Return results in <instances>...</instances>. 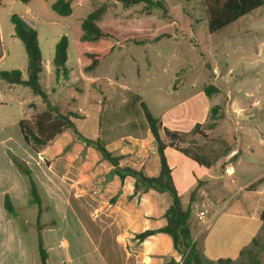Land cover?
Segmentation results:
<instances>
[{
    "label": "crops",
    "instance_id": "0c3cea01",
    "mask_svg": "<svg viewBox=\"0 0 264 264\" xmlns=\"http://www.w3.org/2000/svg\"><path fill=\"white\" fill-rule=\"evenodd\" d=\"M55 1L31 0L28 4H22L26 13H33V6L45 12ZM16 2L21 0H0V13L8 4ZM17 15L27 20L23 14ZM8 38H16L14 31ZM5 39L0 17L1 46H4ZM5 56L3 51L0 63ZM71 76L72 72L67 83L58 81L60 85L52 88L51 98L60 96L61 89L72 84ZM176 78L174 76L173 80ZM82 79L91 84L98 82L92 74L83 72ZM109 86L120 89L121 93L129 92L127 86L121 83L110 81ZM173 86L167 92L168 96L178 94L185 88L183 83L177 88ZM156 92L160 93L161 90ZM156 95L154 103L158 111L155 112L148 103L150 110L160 120L163 130L178 133L183 138L175 146L167 148L166 153L182 205L184 208L191 207L193 212V238L202 247L204 256L211 261L237 259L263 226L264 135L260 139L262 149L256 151L252 145L246 144V151L252 156L257 155L256 159L250 161L249 168L258 165L260 169L256 170L255 176L242 178L240 162L234 166L233 161L242 154L243 144L238 140L230 148L221 134L216 135L221 120L214 129L203 128L211 109L207 101L199 100L193 94L175 108H168L164 106L166 100ZM60 101L56 98L53 100L64 110L82 115V118L75 119L79 131L91 139L100 140L111 153L121 157L122 167L141 171L147 177L159 175L161 163L158 145L143 115L128 113L126 107L124 118H114L110 111L112 100L104 96L93 99L95 108L71 109ZM71 101L76 103V98ZM197 109L201 114H195L194 110ZM91 111L94 117H90ZM90 122H93L91 127ZM162 137L168 140L164 133ZM220 140L223 147L213 149L212 143ZM179 148L197 151L214 165H200ZM31 158L26 165L31 170L42 200V211L39 216L38 209L37 215L41 230L37 229V224L26 227L29 221L20 225L19 208L15 206L16 217L10 216L3 208V199L0 206V264H41L39 236L48 255L47 264H182V255L176 251L168 234L157 232L144 240L138 238L146 231H160L166 227V212L172 204L168 193L149 190L140 197H133L135 180L127 177L121 181L118 176L112 175V164L94 148L76 141L70 131L60 134L41 152H33ZM229 165L233 170L231 176L225 173ZM14 168L17 167L14 165ZM16 170L21 174L18 168ZM246 170L248 173L249 169ZM238 174L239 180L234 178ZM19 176L6 192H2V196L8 193L14 205H33L30 187L23 174Z\"/></svg>",
    "mask_w": 264,
    "mask_h": 264
},
{
    "label": "rangeland",
    "instance_id": "374dc122",
    "mask_svg": "<svg viewBox=\"0 0 264 264\" xmlns=\"http://www.w3.org/2000/svg\"><path fill=\"white\" fill-rule=\"evenodd\" d=\"M105 1H111V4L103 23L109 24L119 38L125 39L137 30L142 35L145 32L164 37L157 42L142 45L112 40L114 51L92 73L98 82L91 84L82 79L81 63L71 37V29L80 26L92 9ZM163 1L164 10L149 8L144 4L126 8L115 0H74L70 17L59 16L51 8L41 12L35 6L32 7L33 13H26L22 2L10 3L0 13L6 38L4 46L0 44V56L3 51L6 53L0 63V72L21 70L23 77L27 78L25 47L18 38H8L14 31L11 23L13 12L23 14L38 32L46 69L41 83L48 94H51L56 84L60 85L53 74L55 46L63 35L70 37L68 66L73 82L61 89L60 96H53V100H61L63 106L71 109L95 108L93 99L104 96L112 100L111 115L120 120L125 117L126 107L128 113L143 115L141 101L147 105L149 103L155 112L158 111L154 103L156 94L166 100L164 106L168 108H175L179 102L195 94L199 100L207 101L211 108L217 105L224 107L225 117L219 122L216 135L221 134L230 148L238 140L242 142L243 152L233 161V165L237 166V162H240L242 178L255 176L260 166L249 168V163L257 155L252 156L245 146L250 144L256 151L262 149L260 139L264 135V7L221 32L209 35L203 0ZM174 76L177 77L175 80ZM110 81L126 85L129 92L121 93L120 89L109 86ZM181 83L185 88L180 93L167 95L172 84L177 88ZM211 84L219 92L208 98L204 88ZM158 90L161 92H156ZM73 98H76V103L71 101ZM43 109L42 98L34 95L29 88L8 84L0 78V206L5 195H8L5 193L2 196V192H6L12 181L22 174L14 168V161L26 164L33 157V150L24 142L18 123L31 119L33 114ZM194 112L201 114L200 109ZM90 115L95 116L92 111ZM205 124L203 128L207 129ZM200 132L203 133L202 130ZM212 147L222 148L223 141L213 142ZM191 151L198 154L197 151ZM246 169H249L248 173ZM234 178L239 180L240 174ZM57 204L61 205L60 201ZM22 205H15L19 208L18 223L23 225L29 221L26 227H31L36 224L39 208L36 205ZM3 208L2 212L6 214Z\"/></svg>",
    "mask_w": 264,
    "mask_h": 264
},
{
    "label": "trees",
    "instance_id": "16d2710c",
    "mask_svg": "<svg viewBox=\"0 0 264 264\" xmlns=\"http://www.w3.org/2000/svg\"><path fill=\"white\" fill-rule=\"evenodd\" d=\"M31 0H21L28 4ZM124 7L144 4L149 8L165 9L163 0H115ZM111 1H105L101 5L93 8L80 26L71 29V37L75 42L76 52L80 59L81 69L84 74H92L103 63V61L113 53L115 46L111 41L129 42V44L142 45L145 43H154L163 38L160 34L142 35L140 30L133 32V35L119 38L115 30L109 24L103 23V18L110 7ZM73 0H56L51 9L59 16L68 17L73 13ZM204 12L207 22L209 35H215L222 30L230 27L240 19L257 12L264 7V0H203ZM11 23L14 27V36L24 45L27 54V78H23L21 70L1 71L0 78L8 84L20 85L29 88L34 95L42 98L44 109L35 114L31 119H24L19 122V129L24 142L34 153L41 152L47 145L52 143L60 134L70 131L76 141L86 147H92L97 150L104 160L110 162L113 166L112 175L118 176L121 181L127 177L135 180V189L133 197H140L149 190H155L160 193H168L172 198V204L166 212L167 225L160 231H146L138 238L144 240L146 237L157 232L168 234L172 240L177 252L182 255V264H263L264 260V209L261 213L263 226L257 236L251 243L245 247L237 259H219L211 261L207 259L202 251V247L194 240L191 231V218L193 215L191 207L184 208L181 196L176 187L173 178V170L169 165L167 158V148L175 146L177 141L183 138L175 132L163 130L160 120L154 116L149 106L140 102L145 121L158 145L161 169L157 177H147L141 171L121 166V157L111 153L100 140L91 139L82 134L75 119L82 118V115L71 110H64L59 104L53 102L51 95L47 93L41 83L44 72L43 56L39 45L38 32L30 27L19 15L11 16ZM70 37L63 35L55 46L53 58V72L56 81L70 80L71 69L68 66V49ZM219 89L208 85L204 88V93L211 97L218 93ZM223 108L220 105L210 109L209 119L205 124L207 129H214L218 122L224 118ZM222 110L221 114H218ZM162 133L167 137V141L162 137ZM185 155L193 158L200 165L210 167L214 165L208 158L193 153L189 149L179 148ZM15 166L25 177L31 193V203L38 206L39 216L42 211V200L33 180L31 170L26 164L14 161ZM257 181L251 187L254 188ZM194 194V193H193ZM14 203L8 195L4 198V207L10 216L16 217L17 212ZM38 216L36 224L37 229L41 230L40 217ZM38 250L41 264H47V252L44 249L41 236L38 240ZM168 264H175L170 262Z\"/></svg>",
    "mask_w": 264,
    "mask_h": 264
},
{
    "label": "built area",
    "instance_id": "2783aa9c",
    "mask_svg": "<svg viewBox=\"0 0 264 264\" xmlns=\"http://www.w3.org/2000/svg\"><path fill=\"white\" fill-rule=\"evenodd\" d=\"M25 21H26L27 23H29L31 26H33L32 23H30L28 20H25ZM225 173H226L228 176L233 175V170H232L231 165H229V166L225 169ZM200 215L203 216L204 213H200Z\"/></svg>",
    "mask_w": 264,
    "mask_h": 264
},
{
    "label": "water",
    "instance_id": "95a60500",
    "mask_svg": "<svg viewBox=\"0 0 264 264\" xmlns=\"http://www.w3.org/2000/svg\"><path fill=\"white\" fill-rule=\"evenodd\" d=\"M229 158L227 157V159L226 160H228Z\"/></svg>",
    "mask_w": 264,
    "mask_h": 264
}]
</instances>
